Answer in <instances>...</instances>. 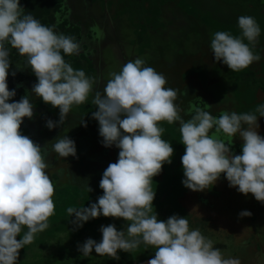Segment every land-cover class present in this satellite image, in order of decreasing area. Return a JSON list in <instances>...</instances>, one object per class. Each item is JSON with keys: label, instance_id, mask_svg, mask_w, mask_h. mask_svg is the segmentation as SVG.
Instances as JSON below:
<instances>
[{"label": "clouds", "instance_id": "9594fccd", "mask_svg": "<svg viewBox=\"0 0 264 264\" xmlns=\"http://www.w3.org/2000/svg\"><path fill=\"white\" fill-rule=\"evenodd\" d=\"M56 22L60 23L59 17ZM237 25L239 35L215 31L209 45L214 61L233 72L260 58L250 47L261 32L255 18L238 16ZM54 27L26 14L20 0H0V264H17L19 250L49 227L55 207L54 184L46 171L47 143L42 148L19 131L24 118L32 119L33 104L29 94L12 99L16 92L7 84L12 62L6 44L36 77L30 94L59 109V119H47L45 127H60L72 106L85 102L91 93L95 105L91 117L98 122L100 143L119 150L115 162L103 170L102 195L88 207L70 206L66 212L75 228L101 215L122 218L126 227L101 225L99 242L87 238L77 244L82 256L94 250L118 260V251L132 253L143 246L154 250L147 264H240L238 257H225L199 229H190L186 217L174 214L158 220L152 178L163 164L171 163L173 154L170 142L161 138V122H176L185 149L180 158L185 188L204 191L223 173L229 187L264 203V136L258 133L257 122L264 117V102L256 105L255 112L222 111L218 117L197 106L184 120L175 103L177 91L165 87L164 75L139 57L110 73L103 93L94 91L93 77L64 59L79 53V42ZM80 124L86 126L83 120ZM233 137L242 141L240 154L230 151ZM53 141L58 156H76L75 142L67 135ZM84 190L91 191L87 185ZM238 215L251 213L243 210Z\"/></svg>", "mask_w": 264, "mask_h": 264}, {"label": "rangeland", "instance_id": "374dc122", "mask_svg": "<svg viewBox=\"0 0 264 264\" xmlns=\"http://www.w3.org/2000/svg\"><path fill=\"white\" fill-rule=\"evenodd\" d=\"M117 1L121 9H125L127 12L130 10L129 13H132V15L135 12V7L143 2L140 0ZM166 1L167 2L162 3L161 6L159 4L156 6V12L164 15L162 20L160 19L164 25H168V23L173 21L171 28L168 27V29H172L173 32H175L171 34L170 39H172L171 43L173 45H170V47L173 49L181 46L179 50H181V53L185 52L187 55H197L201 52L202 58L205 57V59L208 60V64L211 66L209 68H198L195 73H203L205 79L210 75H214V78L218 79V81H214L213 83H207V81L202 80L207 91L204 89L203 85H200L199 93L202 95V98L207 99L208 105L202 107V109L209 111L213 116H217V114L222 111H235L237 113L255 112L256 105L264 102V93L259 87L248 90L244 81H241L240 74L246 72L255 79L264 81V9L240 10L225 4L221 0H197L196 3L198 6L199 4H202V6L206 5L204 8L210 16V18H208L209 22L203 24L201 15L192 20V18L190 19L191 16L181 14L178 11V17H173V15L178 14V12H176L171 3L169 4V1L173 2L174 0ZM92 2L94 3L91 4V6L86 7L85 5L90 4V0H63V11L54 13V15L56 18L60 17V20L63 22L65 18H68L71 23L72 7L75 5L76 9L74 13L77 14V16L78 14L83 16L87 12H92L95 13L97 17H101L102 20L103 13H101V9L103 10V7L106 14L110 15L111 6L108 10L105 6V2L102 0H92ZM191 2L192 0L190 3ZM106 4L110 5L111 0H108ZM113 4H115L114 1ZM118 4L115 5L118 6ZM153 4L156 5V3ZM188 4L189 2L182 5L183 11H188L186 7ZM241 15L254 17L261 29L255 45H250L252 49H258L255 55L260 58L247 68L233 72L229 70L226 65L213 61V54L207 51V49H210L211 34L215 31H227L233 36L239 35L240 30L237 25V17ZM166 17H172L173 20L166 19ZM106 18L109 19L107 16ZM132 20L135 23V19ZM119 24L115 25V27L117 26L119 37L114 40L113 44L118 42L119 47H121L122 44L127 47L129 40L133 38V31L129 27L125 29V25L128 24L127 22H120ZM219 24L225 29H222ZM129 25L131 26V24ZM95 29L98 37L101 38V30L98 27ZM107 29H113L109 22L107 24ZM109 33H112V30ZM112 34L110 37H112ZM176 38L177 40H175ZM133 43L134 45L135 43L140 45V41L136 39L133 40ZM121 58L123 59V57ZM122 59H120V62ZM203 62L205 65V61ZM13 70L14 69L11 68L9 71L13 72ZM193 70H195L194 67L183 73L181 79ZM86 75L90 76L88 74ZM193 76L195 78L194 74ZM197 77L201 76L197 75ZM177 84L178 83L166 81L165 87L174 88ZM179 84V87L175 88V90L178 91L175 103L179 106L181 113L188 110L189 107L184 106L182 102L179 101V91L183 90L182 87L184 89L192 88V76L186 75L183 80H179ZM32 85L33 84L28 83L25 84V87L28 88L27 92L33 102L35 95L30 94ZM215 98H219L220 102H216L214 100ZM188 99L190 100L189 103H191L192 98L188 96ZM228 100L230 102H228ZM29 120L31 123H37V116L34 108L33 117ZM257 122L259 125L258 133L264 136V117H258ZM70 125L73 128L79 129L78 124L72 125L71 123ZM165 127L163 126V134L167 133V128ZM49 133L50 130H44L41 134L44 139L43 142L45 144L47 143V147L49 142L51 143L53 139L50 138ZM178 136H180V134H178ZM85 139L93 143L97 142V136L95 134L88 133L85 135ZM179 140L176 139V137H172L169 142L173 148V153H175L174 148L178 150L176 143L180 144V151L176 152V155L178 158H181L185 149L184 145ZM241 144L242 141L238 137H233L230 151H232L233 154H240ZM87 151H89V148ZM52 153L54 152L52 151ZM176 155L172 154L171 163L163 164L160 173L152 178V187L155 193L152 204L153 211L158 220H166L169 216L174 214L186 217L189 228L199 229L202 235L213 241L214 247L222 250V254L225 257H238L240 259V264H264V203L258 202L250 193L244 195L237 192L234 187H229L227 180L221 176L213 186H210L209 189L204 191H192L185 188L181 183L183 179L181 159L175 158ZM60 160L62 159L59 156L56 157L52 155L50 158L49 155H45V161L48 164L46 171L49 173L55 189L52 197L55 206L54 214L49 217V227L43 232L36 234L31 243L19 250L17 264H29L36 260L41 261L34 262L35 264H76L79 257L75 258V260L72 255L80 254L77 251V244H82L87 238H92L99 242L101 239V233L99 231L101 225L106 226L111 223L118 230H123L126 227L127 222L122 218L104 217L102 215L84 222L79 228H75L71 223L64 224L61 222V219L64 217L57 221L60 216H68L66 219L70 222L71 217L66 212V208L70 207V204L78 207L81 204L84 207H88L97 200L98 196L102 195L103 191L99 188V181L103 171L95 172V176L93 177L95 180L89 182L88 185L93 188L91 191L81 196L80 199L82 203H78L79 200H75L74 203H71L70 200L72 198L69 199L71 190L67 189L69 186L66 183L67 181L69 182L67 173H64L66 178L64 177L62 181H57L56 179H52V173L55 172L56 169L53 170L49 168V165H54V161H56V165L61 167V169L69 167L67 163H65V165L63 164L64 160L63 162ZM243 210L249 211L251 215L240 217L238 214ZM19 238L20 237L17 236V239ZM148 249L152 248L149 247L145 249L141 246L132 253L124 252V255L126 258L132 260H137L144 253H146L144 255L153 256L154 251ZM68 256L74 259L73 262L67 259ZM86 258L89 259V264H95L102 262L107 256L101 257L93 250ZM79 260L77 264H80L82 261L81 259ZM82 264H86V262Z\"/></svg>", "mask_w": 264, "mask_h": 264}, {"label": "trees", "instance_id": "16d2710c", "mask_svg": "<svg viewBox=\"0 0 264 264\" xmlns=\"http://www.w3.org/2000/svg\"><path fill=\"white\" fill-rule=\"evenodd\" d=\"M140 1H144V0H140ZM223 1L225 4H228L229 6H232L234 8L240 9V10H249V9H264V0H221ZM95 2V1H94ZM94 2H92V0H90V4L89 6H91V4H93ZM146 1L142 2L143 4H145ZM157 4V3H156ZM20 5L24 8V12L26 14H31L35 19H37L41 24L45 25V26H52L54 25V31L58 32V33H63L65 35H69L74 37L80 44V51L78 54H74V55H66L64 56V59L66 62H68L74 69H82L85 74L90 75L91 77H93V75L95 74V69H94V63L92 62V59L89 57L90 55L92 56V54L94 52H96V50L98 49H92V46L94 45V40L97 42L99 40L98 35L95 34H87L86 33V28L87 25H85V22L81 21L80 19V15L75 14L74 13V8L72 7L73 11H72V15H71V23L69 22L68 18L64 19V22L62 20H60V23L57 24V18L54 15V13L63 11V0H20ZM139 6L143 7L145 5H138L136 6L134 9L135 12L137 11V9L139 8ZM67 8V7H66ZM152 18L151 21L154 19H157V16H161L163 17L164 15L160 13V15H158L157 9L155 8L154 4H152ZM129 10V9H128ZM142 11H144L143 9H141ZM155 11V12H154ZM67 12V11H66ZM150 12V14H151ZM93 14V13H92ZM142 15V14H141ZM59 19H61L59 17ZM158 23V20L155 21V24ZM205 24V23H203ZM152 25H154L152 23ZM156 28V29H154ZM133 31V40L136 39L137 41H140V43L142 42V44L140 46H142V48H140V50H136V55L134 58H142L146 65L151 66L155 71H157L158 73H162L164 75V77L166 78V81L168 82H173V83H178L177 86L175 88L179 87V80H183L185 78V76H192V81H193V86L191 89H184L182 87V91H179V101L182 102V104L184 106H188V110L183 112V116L186 115H191L192 113V109H194L195 107L199 106V107H205L208 106L207 105V99L206 98H202V95H200L199 93V88L200 85H203L204 87V82H202L201 84H199V82L197 81V75L201 76L200 78L202 80H205L208 82H214V81H218V79L214 78L213 76H207L205 79V75L203 73L197 74L195 73L196 69L198 68H209L211 65L208 64V60L205 59V57L202 58V56H197V55H193V54H189L187 55L185 52L181 53V50H179L181 48V46L179 48H171L170 45H173L171 43V34L175 33L173 32L172 29H166V27L164 26H160V28L157 27H153V29H132ZM113 38V36H112ZM177 40V38L175 39ZM135 45H137L135 43ZM6 47H9V58L10 61L12 62L10 64V68L9 70L14 69L13 72H15V75H11L12 71H9V75L7 76V84L9 89H15L16 95L14 97H12L13 100H19L22 96H24L25 94H28L27 90L28 88L25 87V84H34L36 82V77L34 76V74L31 72V70L27 67L24 66L23 62H24V58L19 56V54L16 52V50L14 48H11L10 46H8L7 44L5 45ZM135 47V46H134ZM119 51L121 50V47H119ZM94 50V51H93ZM181 53V54H180ZM125 54L121 55V57H123L122 59V63L124 64L127 60V58H125L124 56ZM130 56V55H129ZM128 56V59H129ZM198 57V58H197ZM118 58V57H117ZM205 61V65L204 62ZM87 62V63H86ZM17 64H20L19 68L17 67ZM182 67V68H181ZM194 67L195 70L191 71L190 73L186 74L183 79H181V76L183 73H185L186 71H189L190 69H192ZM89 72V73H88ZM193 74L195 75V78L193 76ZM240 79L241 81H244L245 86L247 87L248 90H252L256 87H259L263 93H264V81L262 80H257L254 77H252L251 75H249L246 72H242L240 74ZM94 81V80H93ZM211 83V84H212ZM234 85V84H233ZM204 89L207 91V88L204 87ZM177 91V90H176ZM178 92V91H177ZM188 96L191 97L192 102L189 103V99ZM216 102H220L219 98H215L214 99ZM218 100V101H217ZM35 101V100H34ZM32 102V100L30 99V102L33 104V108L36 109H44V113L41 115V118L43 120H45L46 118H48L51 115H54L59 109L58 108H53L51 105L45 104L42 100H40L39 98L35 101ZM228 102H230L228 100ZM78 106V109L80 111H86L89 112L91 114L92 111L95 110V105L92 104L90 101L87 102H83ZM38 114V112L36 113V115ZM220 114V113H219ZM219 114H217V117L219 116ZM56 120L59 119V114H57V116L55 117ZM35 123V122H34ZM31 123V121L28 118H24L22 121V124L20 125L19 131L21 132L22 135L28 136L34 143L40 145L42 148L45 146V143L43 142L44 139L42 137V132L44 130H46L47 127H45V124H42L40 122L37 121V123H39V125L37 123ZM65 123L61 124L60 126L64 127ZM166 128H168L167 133L166 134H161V138L166 140V141H170L172 137L175 136L176 133H174L175 131L171 132V130L169 129V126H167ZM54 138L55 136L50 135V138ZM178 150H176L174 148L175 153H173V155H176V152L180 151L179 148H181L179 143H176ZM48 148V149H47ZM53 150H51V148L47 147L44 149V152H46L45 155H49L50 158L52 157ZM77 151L79 152V147H77ZM110 150H108V158L110 159L109 162H115V158H112L109 152ZM80 153L85 157V162L83 160V162L80 163V169L77 168L78 170V174H73L71 176L70 179H74V175L76 176L77 180L76 182H79L78 178H81L80 172L81 173H85L86 175V181L84 182L87 187L89 188V181L92 182L93 177L91 176V172L95 174V172H100L101 170H104L107 165L109 164V162H107L108 160H106L104 163L103 161H95L96 166H94V163H92L91 160H93V155L90 154V151L87 150H81ZM175 158H178V156L176 155ZM90 159V160H89ZM97 159V158H96ZM180 159V158H178ZM56 161H54V165H49L50 169L55 170V172L52 173V176L54 178V180L56 179L57 181H60V173L61 171H63V169H61V167H58L55 163ZM91 163V164H89ZM105 165V166H104ZM87 166V169H85V167ZM58 168V169H57ZM84 168V169H82ZM66 172V171H65ZM86 172L88 174H86ZM102 172V171H101ZM221 177L224 178L223 173H221ZM72 181V180H71ZM75 185H76V191H72L70 192L71 196L69 197L70 202L74 203L75 200L79 199V193L78 191H80L79 185L78 183H75L74 181H72ZM71 184V183H70ZM95 184V182H94ZM70 190V188H67ZM72 192H75L74 197L72 196ZM70 206H72L70 204ZM82 205L80 204L79 207H81ZM72 207H78V206H72ZM64 217V218H62ZM66 217L68 216H60L58 218L57 221L61 219V222H63L64 224H69L70 222L66 219ZM60 222V223H61ZM148 250H152L153 249H148ZM125 253L122 251H118V255H119V259L118 260H113L111 258H106L105 260H103L100 263H95V264H134V263H138L141 261H144L146 259H150L152 257V255H144L142 254L137 260H132L130 258H126ZM73 258H78V260L76 261V264L78 263V261H80L79 259H81V263L86 262V264H89V259L82 256L81 254H76V255H72ZM68 260H73L71 256H68L67 258ZM66 259V260H67ZM65 260V261H66ZM76 260V259H75ZM37 261H41V260H36L34 262ZM43 261V260H42ZM63 261V262H65ZM29 263V264H35V263Z\"/></svg>", "mask_w": 264, "mask_h": 264}, {"label": "crops", "instance_id": "0c3cea01", "mask_svg": "<svg viewBox=\"0 0 264 264\" xmlns=\"http://www.w3.org/2000/svg\"><path fill=\"white\" fill-rule=\"evenodd\" d=\"M85 1H87V0H85ZM102 1L105 2V6H106V8H108V10L111 6L110 15L106 14V12L104 11V7H103V10L101 9V13H103L102 20H101V17H97L95 15V13L92 14V12H87L88 14L83 13L84 15L80 16L81 21L85 22L84 26L87 25V28H86L87 34H95V33L97 34L96 29H95L96 27H98L102 32V35H101L102 37L101 38L98 37L99 40L97 42L94 40V45L92 46V49H98V50H96V52H94L92 54V56L91 55L89 56L92 59V62L94 63V69L96 70L95 74L93 75V80H94L93 81V90L94 91H100L101 93H103L104 85L107 82V80L110 78L109 74L112 72H119L120 66L123 65L122 61L120 62L121 55L125 54L124 56H125V58H127L126 61L132 60V59H135L134 58L136 55L135 50H140V48H142V46H140L142 42L140 43V45H138V44L134 45L133 38H132L129 40L128 46L125 47L124 44H122L121 50L119 51L118 42L113 44L114 40L119 37V32L117 30V26L115 27L116 24H119L120 22H127L128 24L125 25V29L128 27L131 29H151V28L153 29V27L160 28V26H164V27H166V29H168V27L171 28V26L173 25V21H171V23H168V25H164L161 22V20H162L161 16H157V19H154L151 21L152 12L150 9H152L151 8L152 4L157 3L156 5H154L156 8V6L158 4L161 6L162 3L167 2L166 0H144V1H146L145 4L141 3L139 5H145V6H143V7L139 6L137 11L134 12L133 15H132V13L131 14L129 13L130 10L127 12L125 9H121L117 0H111L110 5L106 4L108 2V0H102ZM113 1L115 4H118V6L113 4ZM190 1L191 0H188L189 4H188V6L186 5V7L188 8L187 12L183 11V6H182V5H185L188 3L187 0H174L173 2L169 1V4L171 3L173 8L176 10V12L179 11L181 14H187V15L191 16L190 19L192 18V20H193V18L195 19L196 17L201 15V17L203 19V23L209 22L208 18H210V16L204 8V6L206 7V5L202 6V4H199V6H198L196 3L197 0H192L191 3H190ZM85 6L87 7L89 5H85ZM75 7H76V5L73 7L74 10L76 9ZM141 9H143L144 11H142ZM150 12H151V14H150ZM179 12H178V14L173 15V17H178ZM158 15H160V13H158ZM106 16L109 19H107ZM132 19H135V23L133 22ZM166 19L173 20L172 17H166ZM156 20H158L157 24H155ZM108 22L113 27V29H107ZM152 23L154 25H152ZM129 24H131V26ZM219 26L222 29H225L221 24H219ZM154 29H156V28H154ZM111 30H112V33L114 35L112 33H109V32H111ZM111 34H112L113 38L110 37ZM108 43H110V44H108ZM207 51H210L212 53V51L210 49H207ZM257 51H258V49H253L254 54H256ZM128 56H129V59H128ZM197 56L201 57L202 53L200 52L199 54H197ZM199 78L200 77H197V81L199 82V84H201L202 79L200 78V80H199ZM36 98H38V97L34 96L35 101L37 100ZM91 98H92V94L90 93L88 99L85 102H87V101L91 102ZM34 109H35V114L38 112V114L36 115L37 121L42 123V124H45V121L49 118L53 121H56L55 117L57 116V114H59V110H58L54 115H51L48 118H46L45 120H43L41 118V115L44 113V109H36V108H34ZM180 114L184 120H187L190 118V115L183 116V112H181ZM81 120H83L85 122L86 126H82L80 124ZM63 123L66 124V125L64 124L65 125L64 127H62V126L54 127L53 129L50 130L49 135H53L55 137L54 138L52 137L53 138L52 142L51 143L49 142L48 147L51 148V150H52L51 144L54 142L53 140L56 137L63 136V135H67L69 138H71L75 142V145H76V156L75 157L69 156V157L63 158V157L59 156L62 159V160H60L61 162H63V160H64V162H63L64 165H65V163H67L69 165L68 168H63V171H61L60 181H62L64 179V177H65L64 173L66 171L67 178L69 179V182L67 181L66 183L69 186L70 190H72V191H76V185L72 181H74L75 183H78L79 188H80V191H78V193H79L78 203L79 202L82 203V200L80 199L81 196L88 192V191L84 190V188H83L84 185H86L84 183L86 181V175H85V173L80 172L79 176L81 178H78L79 182H76L77 178L75 175L73 176L74 179L73 178L70 179L73 174H78L77 168L80 169V167H79L80 163L83 162V160H84V162L86 161L85 157L80 153V151L82 149L85 151L89 148L90 154L93 155V160H91V161H92V163H94V166H96V164H95L96 160L103 161V163L106 160H108L107 162L110 161V159H107L108 158V156H107L108 150H110L109 155H111V157L115 158V160H116L119 150L115 146L106 148L100 143V140L102 138L99 137V135H98V122L94 118L91 117V114L89 112L80 111L78 109V106H76V105H73L72 108L70 109L69 113L66 114V117H65V120ZM71 123H72V125L78 124L79 129L71 127V125H70ZM171 125H174V126H171ZM161 126L162 127L163 126L164 127L169 126L170 127L169 129L171 130V132L175 131L174 133H176L174 137H176V139L179 140L180 136H178V134H180V133H179L178 124L176 122H174L172 124H168V123L162 121ZM176 129H178V130H176ZM46 130H49V129L46 128ZM167 130H168V128H167ZM88 133L95 134L97 136V142L96 143H93V142L85 139V135H87ZM164 134H166V133H164ZM179 141H181V139ZM77 147H79V152L77 151ZM54 155L56 157L58 156V154H56L55 152L53 153V156ZM89 164H91V163H89ZM82 169H84V168H82ZM85 169H87V166L85 167ZM101 171H103V170H101ZM88 173L86 172V174H88ZM91 174H92L91 176H95L94 173L91 172ZM52 179H54V178L52 177ZM68 179H66V180H68ZM67 185H65V186H67ZM89 188L92 189L93 187H89ZM74 195H75V192H72L73 197H74Z\"/></svg>", "mask_w": 264, "mask_h": 264}, {"label": "water", "instance_id": "95a60500", "mask_svg": "<svg viewBox=\"0 0 264 264\" xmlns=\"http://www.w3.org/2000/svg\"><path fill=\"white\" fill-rule=\"evenodd\" d=\"M148 260H149V259H146V260H144V261H141V262H138V263H134V264H147Z\"/></svg>", "mask_w": 264, "mask_h": 264}]
</instances>
